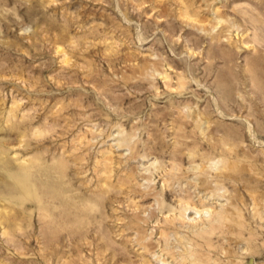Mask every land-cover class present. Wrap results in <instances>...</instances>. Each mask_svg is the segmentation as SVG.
<instances>
[{"label": "rangeland", "instance_id": "1", "mask_svg": "<svg viewBox=\"0 0 264 264\" xmlns=\"http://www.w3.org/2000/svg\"><path fill=\"white\" fill-rule=\"evenodd\" d=\"M0 264H264V0H0Z\"/></svg>", "mask_w": 264, "mask_h": 264}, {"label": "bare ground", "instance_id": "2", "mask_svg": "<svg viewBox=\"0 0 264 264\" xmlns=\"http://www.w3.org/2000/svg\"><path fill=\"white\" fill-rule=\"evenodd\" d=\"M16 187L22 191L23 194H31V196H33L35 193H30V190H31V185L29 183V179L28 177L27 178H23V177H20L18 176L17 178V182H16ZM35 188V187H34ZM37 197V196H36ZM35 197V198H36ZM42 197V196H41ZM40 201V200H38ZM189 208V207H188ZM194 213V212H193ZM196 213H199L198 211H196ZM200 214V213H199ZM193 219V218H192ZM196 219V217H195Z\"/></svg>", "mask_w": 264, "mask_h": 264}]
</instances>
